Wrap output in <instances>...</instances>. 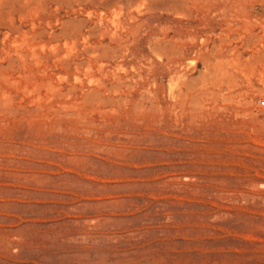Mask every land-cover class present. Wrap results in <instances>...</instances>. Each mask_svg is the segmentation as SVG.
I'll use <instances>...</instances> for the list:
<instances>
[{
	"label": "rangeland",
	"instance_id": "obj_1",
	"mask_svg": "<svg viewBox=\"0 0 264 264\" xmlns=\"http://www.w3.org/2000/svg\"><path fill=\"white\" fill-rule=\"evenodd\" d=\"M0 19V264H264V0Z\"/></svg>",
	"mask_w": 264,
	"mask_h": 264
},
{
	"label": "bare ground",
	"instance_id": "obj_2",
	"mask_svg": "<svg viewBox=\"0 0 264 264\" xmlns=\"http://www.w3.org/2000/svg\"><path fill=\"white\" fill-rule=\"evenodd\" d=\"M65 4V3H64ZM0 20H2V19H0Z\"/></svg>",
	"mask_w": 264,
	"mask_h": 264
}]
</instances>
